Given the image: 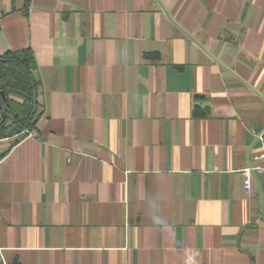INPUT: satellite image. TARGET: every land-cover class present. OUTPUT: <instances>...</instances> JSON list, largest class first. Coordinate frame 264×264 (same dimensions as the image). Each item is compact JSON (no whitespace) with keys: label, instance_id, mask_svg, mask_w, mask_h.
Returning <instances> with one entry per match:
<instances>
[{"label":"crops","instance_id":"1","mask_svg":"<svg viewBox=\"0 0 264 264\" xmlns=\"http://www.w3.org/2000/svg\"><path fill=\"white\" fill-rule=\"evenodd\" d=\"M26 48L0 264H264V0H0V55Z\"/></svg>","mask_w":264,"mask_h":264},{"label":"trees","instance_id":"2","mask_svg":"<svg viewBox=\"0 0 264 264\" xmlns=\"http://www.w3.org/2000/svg\"><path fill=\"white\" fill-rule=\"evenodd\" d=\"M30 3L25 0V7ZM37 71L31 48L0 55V141L12 138L14 146L35 129L40 118L41 80Z\"/></svg>","mask_w":264,"mask_h":264},{"label":"built area","instance_id":"3","mask_svg":"<svg viewBox=\"0 0 264 264\" xmlns=\"http://www.w3.org/2000/svg\"><path fill=\"white\" fill-rule=\"evenodd\" d=\"M259 159L264 161V152L260 155ZM264 172V167L261 168ZM244 182H245V190L247 193H251L252 191V176H251V168H247L244 172Z\"/></svg>","mask_w":264,"mask_h":264},{"label":"water","instance_id":"4","mask_svg":"<svg viewBox=\"0 0 264 264\" xmlns=\"http://www.w3.org/2000/svg\"><path fill=\"white\" fill-rule=\"evenodd\" d=\"M3 97H4V96H3ZM2 119H5V116H3Z\"/></svg>","mask_w":264,"mask_h":264}]
</instances>
